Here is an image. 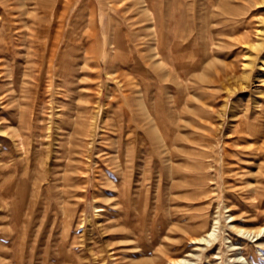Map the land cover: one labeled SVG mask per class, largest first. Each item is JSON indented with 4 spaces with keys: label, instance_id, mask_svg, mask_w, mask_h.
Listing matches in <instances>:
<instances>
[{
    "label": "rangeland",
    "instance_id": "obj_1",
    "mask_svg": "<svg viewBox=\"0 0 264 264\" xmlns=\"http://www.w3.org/2000/svg\"><path fill=\"white\" fill-rule=\"evenodd\" d=\"M0 60V264H264V0H0Z\"/></svg>",
    "mask_w": 264,
    "mask_h": 264
},
{
    "label": "bare ground",
    "instance_id": "obj_2",
    "mask_svg": "<svg viewBox=\"0 0 264 264\" xmlns=\"http://www.w3.org/2000/svg\"><path fill=\"white\" fill-rule=\"evenodd\" d=\"M5 7V6H4ZM8 42V41H7ZM9 42H11V41H9ZM10 46V45H9ZM8 46V47H9ZM13 47V46H12ZM10 48V47H9ZM13 50V49H12ZM14 51V50H13ZM5 52V51H4ZM9 53H10V51H9ZM15 56H17V55H15ZM13 60V59H12ZM15 60V59H14ZM1 62H3L2 60H0ZM3 70H4V68H3ZM9 72V71H8ZM262 232V231H261Z\"/></svg>",
    "mask_w": 264,
    "mask_h": 264
}]
</instances>
